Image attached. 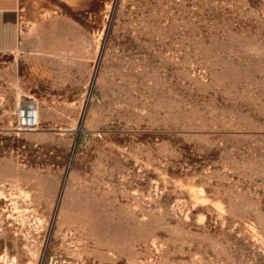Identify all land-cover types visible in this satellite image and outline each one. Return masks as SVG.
Segmentation results:
<instances>
[{"label":"rangeland","instance_id":"obj_1","mask_svg":"<svg viewBox=\"0 0 264 264\" xmlns=\"http://www.w3.org/2000/svg\"><path fill=\"white\" fill-rule=\"evenodd\" d=\"M0 53V264H264V0H20ZM32 96L36 129L14 111Z\"/></svg>","mask_w":264,"mask_h":264},{"label":"crops","instance_id":"obj_2","mask_svg":"<svg viewBox=\"0 0 264 264\" xmlns=\"http://www.w3.org/2000/svg\"><path fill=\"white\" fill-rule=\"evenodd\" d=\"M71 3L73 0H59ZM20 0H0V53L15 50L18 43Z\"/></svg>","mask_w":264,"mask_h":264},{"label":"built area","instance_id":"obj_3","mask_svg":"<svg viewBox=\"0 0 264 264\" xmlns=\"http://www.w3.org/2000/svg\"><path fill=\"white\" fill-rule=\"evenodd\" d=\"M39 124V103L30 96L15 108L14 128L17 131L33 130Z\"/></svg>","mask_w":264,"mask_h":264}]
</instances>
